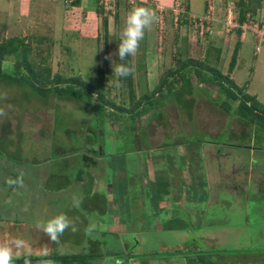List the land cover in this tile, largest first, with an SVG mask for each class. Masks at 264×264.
Masks as SVG:
<instances>
[{
	"label": "rangeland",
	"instance_id": "rangeland-1",
	"mask_svg": "<svg viewBox=\"0 0 264 264\" xmlns=\"http://www.w3.org/2000/svg\"><path fill=\"white\" fill-rule=\"evenodd\" d=\"M237 1L178 0V11L181 12L176 16L171 9L174 1L170 8L165 9L153 0H132L131 5L125 0H117L116 11L112 16L98 11L93 0H79V4L72 7L66 6L64 0H0V44L17 38L30 48L25 61L21 55L22 48L15 53L0 52V68L27 76H30L31 69L39 77L37 84L46 86H54L56 78L60 80V86L70 80L79 82L84 88L100 85L102 104L106 110H112L124 118L139 111L144 101L146 102L143 99L147 95L156 97L154 90L161 86L164 78L170 80V72H175L182 63L190 61L193 62L192 70L195 63L209 65L222 77L233 82L237 88L234 90L237 96L244 92L264 104V37L260 39L252 35L254 24L259 27L264 25V0H259L260 4L254 12L245 14L246 27L243 31L241 28L238 31L235 27L236 23L239 25L240 18ZM136 6L151 9L158 19L145 30L137 54L128 57L130 62L126 65L132 68V74L126 78H117L112 73V68L121 63L115 55L119 33L126 14ZM207 12L211 21L204 25V34L201 36L190 17H200ZM236 46L238 49L234 67L238 71L234 72L229 71L228 67ZM23 65L28 66V69ZM221 90L217 84L194 85V101L189 110V113L192 111L191 119H187V113L175 104L174 95L171 97L173 101L169 98L161 112L158 111V116H161L159 121L156 118L142 117L131 129L130 120H123L119 125H104L101 119L79 110L72 103L56 101L53 98L44 100L28 89L0 84V111L3 112L0 115V146L3 145L0 151V193L11 192L7 202L0 204V223L4 222L3 225L7 226L6 229L5 226H0V243L17 238L18 232L24 229L18 224H25L30 228V234L34 233L35 236L29 235L30 238L24 239L32 247L34 257L45 247L49 249V254H104L110 248V252L114 253L124 250V255L123 252L117 258L104 255L101 261L98 259L91 264H167L163 259L168 257L167 253L162 257L154 253L149 258L142 257L150 254L151 249H157L162 252H192L186 263L182 259L184 255L174 253L170 264H204L203 259L206 257L208 263L205 264H261L262 261L257 255L255 257L258 260L250 261L239 254L245 252V248L248 252L255 253V249H251L252 243L258 246V251L264 253V183H260L264 179V131L253 125H242L220 109L226 97ZM93 101H99L96 94H93ZM99 128L103 130L104 137H101L99 143H95ZM8 136L12 138L11 141L5 140ZM146 136L150 138L144 140ZM182 143L180 152L174 145L182 146ZM207 144H215V147L212 150ZM160 146L169 148L159 152L157 150L151 155L142 154L132 160L130 155L128 158L118 156L111 165L117 169L115 164H122L124 161L127 169L133 167L135 171H139L136 174H140L138 167L142 166L145 180L152 179V182H160L156 175L169 176L172 181L164 182L165 186L161 187L166 200L185 203L190 202L192 196L200 197L203 199L202 201L199 198L201 212L205 214L200 219L190 220L194 216L182 217L180 208L186 210V207L178 204L179 207L176 205L171 215L166 212L157 213L163 230L158 231L159 226L156 224L155 233H149L151 230H148L143 234L149 228L145 220L141 223H133V220H142L150 211L149 208L146 211L143 209L142 202L145 201L143 196L148 199L149 194H152L154 185L149 182L151 185L147 187L141 175L130 176L125 169V179L121 176L119 186L115 187L112 179L109 180V188L104 183L102 173L98 176L97 169L99 165V170L102 167L105 169L109 165L106 160L108 161L110 155L124 148L141 151ZM204 146L205 151H202ZM230 146L234 147L231 149ZM230 152L234 158L239 155V159L233 160L229 156ZM8 154L20 160L7 159ZM82 154L95 158L97 169L94 166L89 168L90 172L85 169ZM180 155L188 159L187 163ZM252 158L255 165H262L251 168L249 161ZM147 159L154 160L165 170L152 166L154 164L151 162L146 164ZM190 162L195 171L194 179L198 178L201 183V192L190 190ZM221 167L225 170L221 174V180L219 181V177L217 181L214 174ZM80 170L84 172L81 176L78 172ZM207 170L214 176L211 183L208 181L209 177L205 178L204 171ZM249 171L253 177L250 180L252 186L248 188L250 191H246L250 197L249 206L240 207L243 209L240 213L236 204L239 202L238 197L234 202L233 184L236 183L241 191L246 179L251 178L245 173ZM13 174L23 177L17 187L11 183ZM107 176L110 174L106 172L105 180ZM79 179L87 182L82 184ZM127 181L129 190L130 186L135 187L134 189L137 187L136 191L141 193L139 196L141 195L143 201L137 197L133 200L129 198V201L126 199L127 206H120L118 196L114 198L113 194L128 192V184L122 186ZM60 186V191H57L56 187ZM165 187L170 188L169 192H166ZM131 193L136 194L128 192L129 195ZM111 194L110 201L107 197L106 205L111 207L112 201H115L114 213L118 217L116 216L114 223L104 213V204L101 203L103 197ZM73 198H80L83 202L70 214L67 211L70 204L68 209L65 208L67 202H72ZM187 209L189 213L199 212L197 207L193 208L195 212ZM62 210L66 211L63 213L69 218L77 221L79 230L73 234L66 231L60 242L53 244L47 236L34 229V224L37 220H47ZM155 213L150 212L153 215ZM110 218H114L112 214ZM120 218L126 219V227L118 222ZM154 219L156 218L150 220ZM98 221L105 223L102 224L104 227H97ZM92 224L96 227L91 237L85 236V228ZM106 224L112 227L105 228ZM188 226L190 228L185 230L188 233L191 230L190 239L177 236L179 227ZM125 231L129 233L125 235ZM101 233H104V240L108 245H104L102 238H98ZM215 251L219 253H214ZM200 253L205 255L201 254L202 259L198 262L197 254ZM240 258L249 259V262L243 259L240 261ZM41 262L43 260H36L33 264ZM44 264L48 262L45 261Z\"/></svg>",
	"mask_w": 264,
	"mask_h": 264
},
{
	"label": "trees",
	"instance_id": "trees-1",
	"mask_svg": "<svg viewBox=\"0 0 264 264\" xmlns=\"http://www.w3.org/2000/svg\"><path fill=\"white\" fill-rule=\"evenodd\" d=\"M78 4H79V0H74L72 6H77ZM259 4H260L259 0H238L237 1V6L240 8L239 10L240 18L238 20L239 25H242L244 23L245 14L249 12H254L256 6H259ZM98 11L102 12L100 9H98ZM238 31L240 30L238 29ZM19 48H22L21 55L23 56L24 61H25L27 57L26 54L29 53L30 48L27 45H23L22 40L13 38L8 43L3 42L0 44L1 54L5 52L15 53L19 51ZM235 49L236 50H234V53L232 54V58H231V61L228 67L229 71H232L235 65L236 51L238 49L237 46ZM16 55H19V54H16ZM120 62L124 64H128L130 62V58L126 57L124 61H120ZM192 64L193 62L191 61L184 62L175 72H170V75H172V78L170 80H167V77H165L164 80L162 81L161 86L160 85L159 87L157 86V88L154 90L156 92V97L151 98L149 96L150 94L147 95V97L143 99V100H146V102L144 101V104L141 106V109L137 111L135 114H132V115L130 114L128 118H124L120 114L114 113L112 110H106V108L102 104L103 98L101 94L102 89L100 85L84 88L82 87V85H80L79 82L75 80H70L64 86H60L61 82H59L60 80L56 78L54 80L56 81V84L54 86H50V85L46 86L43 84H37L39 77L38 75H36L35 71H32L31 69H29L30 76H27L24 73H18V72L13 73L8 70L1 69V68H0V84L3 83L11 87L16 86V87L28 89L32 91L37 97H40L41 99H44V100L48 98H53L56 101L72 103L76 105L77 108H79V110H84V112L89 113L93 115L94 117H98L99 119H101L104 125L109 124V123L111 124L118 123L119 125V122L123 123V120L124 121L130 120L132 124L131 129L135 126V122L141 119L142 117L156 118V120L159 121L161 119V116H158L159 115L158 111L160 110L161 112V109L164 107L163 105L165 104L166 101H168L169 98L173 101L171 97L174 95H175L174 96L175 104H177V106L181 108L184 113L185 112L187 113L186 114L187 119L188 118L191 119L192 111H190L189 113V110L194 101V98L192 95V92H193L192 87L194 85L196 86L197 85H207V86L212 85L213 86L217 84V87H220V89H222L221 93L226 96L224 103L220 106V109H223L226 113L229 114V116L232 117V119H235L236 121H238V123H241L242 125H248V126L253 125L257 129L264 131V104H260L254 98L250 97L244 92L241 93L240 96H237L234 91L237 88H235V85L233 84V82L229 80V78L227 77H222L215 68L209 65L203 64V63H195L196 65L194 69L192 70L191 68ZM23 67H25V69H28V66L26 65H23ZM195 80L197 81L194 83ZM238 92L239 93L241 92L240 89L238 90ZM93 94L97 95V98L99 100L98 102L93 101ZM185 95H187V97ZM89 130L90 128L87 131L88 134L90 132ZM96 135H97L96 140H94V142L99 143L102 140L101 137H104L103 130L99 128L98 133ZM5 140L11 141L12 138L8 136V137H5ZM182 147H183V143H182ZM1 148L3 149V145L2 147L0 146V151L2 150ZM87 153H89L88 150H87ZM9 156H7V159H10L12 161L20 160V158L18 157L14 158V156H10L9 158ZM81 157L85 160L83 164L85 163L87 168H89L91 166L90 160H92L89 158L90 156L88 154H82ZM78 172L80 176L84 174V172L81 170ZM78 178L79 176L77 177L76 180H78ZM19 180H20V177L18 176V174H13V177L11 179L12 185L18 184ZM252 180H253V177H252ZM85 182H86L85 179L84 180L82 179L80 183H85ZM200 185L201 183L200 184L197 183L194 186V183H193L192 188L196 190L198 189L196 192H201L202 191L201 187L199 188ZM251 186H252V181L248 187L251 188ZM199 198L200 197L196 199V201L198 200L197 202H200ZM201 200L203 201V199ZM242 201L243 203L246 202L245 193L242 198ZM249 201L250 199L248 200V202ZM248 202L245 208L246 207L248 208L249 206ZM184 215L185 214H183V216ZM201 217L202 215L199 214L198 219H200ZM179 218H181V216ZM0 224H4V222ZM188 227H185V228L179 227L177 230L184 231ZM151 231L155 232V229L151 228ZM103 239H104V236H103ZM108 244L109 243H106V242L104 243V245H108ZM120 252L121 250H119L118 253L110 252V248H109V250H106L104 254L103 253H90V254L88 253H81V254L79 253H71V254L51 253L47 256H35V257L32 256L31 258L33 261H36V260L50 261L51 264H58L61 262L63 264H91L93 261H96L98 259L101 261L104 255L106 257L108 256H111V257L114 256L116 258L120 257L119 256ZM122 252H121L122 255H124V250H122ZM190 253L192 254V252ZM201 254L197 255L198 262H200L202 259ZM128 257L127 259L129 260ZM131 258L132 257L130 256V259ZM203 262L205 264V262L207 261L203 259Z\"/></svg>",
	"mask_w": 264,
	"mask_h": 264
},
{
	"label": "crops",
	"instance_id": "crops-1",
	"mask_svg": "<svg viewBox=\"0 0 264 264\" xmlns=\"http://www.w3.org/2000/svg\"><path fill=\"white\" fill-rule=\"evenodd\" d=\"M153 1H155L156 2V4H159V6L160 7H162V8H170L171 6H172V2H173V0H153ZM165 8V9H166ZM242 42V41H241ZM235 66V65H234ZM235 68V69H234ZM233 69H232V71H234L235 72V70H237L238 71V68L237 67H234ZM236 84V83H235ZM132 135H133V133H131ZM150 137L148 136H146L145 138H144V140H148ZM132 139H133V137H132ZM134 140V139H133ZM146 143H147V141H146ZM205 145V144H204ZM208 145V147H210L211 149L213 148V147H215V144L214 145H212V144H207ZM100 146V145H99ZM98 146V147H99ZM168 146H170V145H168ZM168 146H160L159 148H153V149H145V150H141V151H135L134 149L133 150H128V149H126V148H124V149H122L120 152H115L114 154H111L110 155V158L108 159V161L106 160V162H108V164L109 165H107L106 166V168L104 169L103 167H102V169L101 170H99V168H100V165H99V167H98V169H97V162H95V158H92L91 156L89 157L90 159H92V160H90L91 161V166L90 167H96V169H97V171H98V176H100L101 175V173H102V176H103V180H104V183H107V185H109L108 187L110 188L111 186H110V184H109V180H111L112 179V181H113V186L115 187L116 185H118L119 186V178L122 176L123 177V179H125L124 178V173H125V171L127 170V172H128V174L131 176L132 174H134V176L136 175L137 177L139 176V175H141L142 176V178L145 180V176H144V174H143V171H142V166L141 167H138V169L140 170V174H136V173H138L139 171H135L134 169H133V167H131L130 169L128 168L127 169V166H126V163L123 161V163L121 164V162H117V164H115L116 166H117V169L114 167L113 168V165H111V162L115 159L116 160V157H118V156H123V158L125 157V158H128V156L130 155V159L132 160V158H135V157H138V156H141L142 154H150L151 155V153L152 154H155V153H153V152H156L157 150H158V152L159 151H161V150H163L164 148H169ZM202 146V145H201ZM174 147L175 148H178L179 149V151L181 152V147L182 146H180V144H178V145H174ZM232 147H234V146H230V148L232 149ZM98 149V148H97ZM106 149V148H105ZM205 149V146L204 147H202V151H205L204 150ZM215 149V148H214ZM117 150V149H116ZM148 150V151H147ZM213 150V149H212ZM95 152H97V150L95 151ZM114 152V151H113ZM118 153V154H117ZM180 154H182V153H180ZM134 155V156H133ZM232 154H231V152H230V154H229V156L231 157V158H234V156H231ZM234 155H235V153H234ZM95 156V155H94ZM182 155H180V157H181ZM237 156H239V155H237ZM236 156V157H237ZM150 156H148V158H149ZM234 158L233 160H238L239 158L237 157V158ZM186 163H187V161H188V159H185L183 156L181 157ZM254 159L252 158V159H250V161H249V166L251 167V168H254V167H256V166H260V165H262V163H260V164H258V165H255V163H254V161H253ZM85 162V161H84ZM115 162V161H114ZM151 162V164L153 163L154 165H152V166H154V167H160L157 163H155L154 162V160H150V159H147V161H145V163L146 164H149ZM232 162V161H231ZM234 162V161H233ZM191 163L192 162H190V190L192 189L194 192H195V190L192 188V185H193V183H194V186L197 184V182H199V180H197V179H194L196 176H195V174H194V170H193V166H191ZM255 165V166H254ZM83 167L85 168V169H87L89 172H90V167L89 168H87V166L85 165V163L83 164ZM146 167V166H145ZM144 167V168H145ZM162 167V166H161ZM160 167V168H161ZM163 168V171L165 170V168L164 167H162ZM126 169V170H125ZM225 169H223L222 167L221 168H219V171L216 173V174H214V176H216V178H217V181H218V178L220 177V179H219V181L221 180V174H222V172L224 171ZM118 171V172H117ZM109 173L110 174V176H107L106 177V180H105V173ZM169 173V172H168ZM204 173H205V178L207 179V177H209V179H208V181L211 183L212 182V178L214 177H212V172L210 171V170H207V171H204ZM246 174L248 173H251L252 174V172L251 171H249V172H245ZM128 175V176H129ZM218 175H220V176H218ZM250 175V174H249ZM222 176H225V175H222ZM251 176V175H250ZM20 177V180L19 181H21V180H23V177H21V176H19ZM156 177V179L158 180V181H160L159 183L158 182H152V181H154V180H152V179H148L147 178V180H145V182H146V184H147V187H148V185H151L149 182H151L153 185H154V187H153V189H151V192H152V194H149V198L147 199V198H145L143 195V198L145 199V201H143V198L141 197V195L139 196V194H141V193H138L136 190H137V187H136V189H134L135 187H131L130 186V190H129V184H128V181H127V183H122V186H124V185H126V184H128V192H136V194H134V193H131L130 195L128 194V192H115V194H113V197L114 198H116L117 196H118V198L117 199H119L118 200V203H121L120 204V206H127L126 204H127V201H126V199H128V201H129V198H130V200H133V198H136L137 197V199L138 200H140L141 202H142V204L144 205V207H143V209L146 211L148 208L150 209V211L149 212H147L146 214H145V216L143 217V219L142 220H138V219H134L133 220V223L135 222V223H141V222H143V220H145V222L147 223V225H148V227L149 228H146L145 229V232H143V234H145L146 232H148V230L150 231L151 230V228L152 229H154V227H155V225L157 224L158 226H159V228H158V231L159 230H163L162 229V226H160L159 225V223H160V219H159V215L157 214V213H162V212H166V213H169L170 215L172 214V213H174V208H175V206L176 205H182L183 204V206L184 207H186V210H184V209H182V208H180V210H181V212H182V217H184V216H186V217H189V215H190V217L191 216H194V217H192V218H190V220H194V219H196V218H198V215L199 214H201L202 216H204V212H201V207H202V204L200 203V202H197L196 201V199L198 198L197 196L194 198V196H192V197H190V202H185L184 203V201H179V200H176V202H173V199H171V200H166V198H165V195L164 194H162V190H161V187H164L165 185H163V184H165L164 182H167V181H172V178H170L169 176H159V175H156L155 176ZM89 178L91 179V177L89 176ZM48 179H49V176H48ZM51 179H52V177L50 178V181H51ZM128 179H131V177H129ZM232 180V179H231ZM250 180H252V176H251V178H247L246 179V181L244 182V184H245V186H241L242 188H241V191H240V189H239V186H236V183H234L233 185L235 186V190H234V192H233V195H234V202H236L237 201V197H238V199H239V202H237L236 204H238V206H239V209H240V207H245V206H247V202H248V200L250 199V197H249V194L248 193H246V191L248 190V188H250V187H247V185H249L250 183H251V181ZM254 180H257V179H254ZM262 181H260V183L261 184H263L264 182V179H261ZM93 181V180H92ZM130 181V180H129ZM233 181V180H232ZM87 182V181H86ZM94 182V181H93ZM19 183V182H18ZM149 183V184H148ZM200 183V182H199ZM83 184V183H82ZM13 186H15V185H13ZM100 186V184L98 183V187ZM166 186H170L169 184H166ZM15 187H17V184H16V186ZM97 187V188H98ZM58 188H61V186L60 187H56V190L57 191H60ZM132 188V189H131ZM170 189V188H169ZM169 189H166V187H165V190H167L166 192H169L168 190ZM237 189V190H236ZM198 190V189H197ZM15 191H16V189H15ZM236 191V192H235ZM238 191H240V192H238ZM173 192H176V191H173ZM9 193H11V192H9ZM9 193H0V196H2L1 198H0V204L1 205H4L7 201L6 200H8V197L10 196V194ZM42 193H48V192H42ZM110 193H114V192H110ZM244 193H245V198H246V202H244L243 203V201H242V198H243V196H244ZM121 194H122V197H121ZM179 195V194H178ZM178 195H176V197L178 196ZM88 196V195H87ZM101 195H95V197H100ZM134 196V197H133ZM107 197L109 198V201H110V198L112 197V194L111 195H106L105 197H103L102 198V200H101V203H103L104 204V208H103V211H104V213H107L108 214V216H109V219L111 220V223L113 222L114 223V221H115V218H116V216H117V214L116 213H114V210H115V204H114V202L115 201H112V205H111V207H109V206H107L108 204V202H107ZM179 198V197H178ZM192 198V199H191ZM100 199V198H99ZM142 199V200H141ZM121 200V201H120ZM249 203V202H248ZM67 206H66V208H65V210L66 209H68V206H69V204H70V209H68L67 211L68 212H70V214H71V212H73V209H75L73 206H72V202H70V203H68L67 202ZM107 204V205H106ZM139 204H141V203H139ZM198 204H201L200 206H198ZM0 205V206H1ZM114 205V206H113ZM179 205H178V207H179ZM194 207H197V210L199 211L197 214L195 213V214H193V213H191V211H190V213L188 212V209L187 208H190V209H192V211L193 212H195L194 210H193V208ZM131 208H132V204H131ZM130 208V209H131ZM65 210H62V212H64ZM243 210V209H242ZM241 209H240V213H241V211H242ZM66 212V211H65ZM150 212H156L155 213V215H153V214H150ZM172 212V213H171ZM243 213V212H242ZM110 214H112V217H114V218H110ZM183 214H185L184 216H183ZM118 217V216H117ZM151 218H156V219H154V220H150ZM121 219V218H120ZM189 219V218H188ZM187 219V220H188ZM126 220V219H125ZM125 220L123 219H121L120 221H118V222H120V223H123L124 224V226H125ZM124 221V222H123ZM117 222V223H118ZM105 224V223H100L99 221H98V224H97V227H104L103 225ZM122 224V225H123ZM0 226H2V227H4L5 225H3V224H0ZM18 226L20 227H24V229L22 230V231H24V232H22L21 230H20V232H18V236H17V238H22L23 240L24 239H28V238H30L29 237V235H33V237H35L34 236V233H32V234H30L31 233V231H30V228H28V225H25V224H18ZM109 226L110 225H108V224H106V227L105 228H109ZM6 227L7 226H5L4 227V229H6ZM110 227H112V226H110ZM126 227V226H125ZM142 227H144V226H142ZM114 228V227H113ZM112 228V229H113ZM130 228V227H129ZM188 228H190V226L188 227ZM35 229V228H34ZM131 229V228H130ZM129 229V230H130ZM224 229H226V227L224 228ZM30 231V232H29ZM155 231H156V229H155ZM177 231V230H176ZM107 232V231H106ZM106 232H104V233H106ZM127 232L129 233V231H125V235H127ZM136 232H139V233H142V232H140V231H136ZM99 233V232H98ZM104 233H101L100 235H99V237L98 238H102V243L104 244L105 243V241H104V239H103V236H104ZM149 233H152V231L151 232H149ZM155 233V232H154ZM153 233V234H154ZM191 233V230H190V232L188 233L186 230H184V231H178V233H177V236H179V237H183V238H189L190 239V234ZM73 234V233H72ZM110 234V233H109ZM97 238V239H98ZM251 238V237H250ZM253 241V240H252ZM190 242V240L188 241V243ZM123 244V243H122ZM125 244V243H124ZM162 244V243H161ZM167 244V243H166ZM122 248H124L123 247V245H122ZM255 249V253H252L251 251L250 252H248L247 251V249L245 248V252H240V256L241 257H247V258H249L250 259V261H256V260H258V259H260L262 262H261V264H264V253L263 252H260V251H258L259 249H258V246H254V243H252L251 244V249ZM147 249H150V248H147ZM249 249V248H248ZM207 251H209V249L207 250ZM238 251V250H237ZM176 252H179L180 254H182V255H184V258H182L183 260H184V262L186 263V259H188V257H189V252H183V251H179V250H177ZM176 252H173L172 250L171 251H169V250H167V251H159V250H157V249H151V252H150V254H144V255H142V257L143 258H149L150 257V255L151 254H155L156 256H158V255H160L161 257L164 255V253H167V254H169L168 255V257H163V259L164 260H166L167 261V264H170L171 263V261H172V259H173V257L172 256H174L175 254L174 253H176ZM214 253H218L217 251H215ZM201 254V253H200ZM198 255V254H197ZM202 255H205V254H202ZM255 255H257V256H259V258L257 259V257H255ZM176 256H177V254H176ZM237 256V255H236ZM241 259H243V260H245V261H247V262H249V259H246V258H240L239 260L241 261ZM204 260L205 261H207L208 262V260H207V257L206 258H204ZM46 260H43V262H45ZM17 262H19V261H17ZM47 262H49V261H47ZM220 262V261H219ZM221 264L223 263V262H220ZM259 264V263H258Z\"/></svg>",
	"mask_w": 264,
	"mask_h": 264
},
{
	"label": "clouds",
	"instance_id": "clouds-1",
	"mask_svg": "<svg viewBox=\"0 0 264 264\" xmlns=\"http://www.w3.org/2000/svg\"><path fill=\"white\" fill-rule=\"evenodd\" d=\"M157 19L158 17L155 12L147 7L136 6L129 10L119 33V43L115 52L119 61H124L126 57L137 54L140 42L144 39L145 30ZM132 71L131 67L123 63H119L112 68V73L117 78H126L132 74ZM116 83L118 86V79ZM0 115H3L2 111H0ZM82 202L80 198H73L72 206L79 208ZM76 225V220L69 218L66 213L61 212L47 220H37L34 227L47 236L49 241L56 244L60 242V238L66 231L76 233L79 230ZM95 227L94 224L87 226L84 230V235L91 237ZM32 255V247L22 238H12L7 242L0 243V264H17V261H22V264H33ZM36 255L47 256L49 255V249L45 247L37 252ZM41 264H44V262H41Z\"/></svg>",
	"mask_w": 264,
	"mask_h": 264
},
{
	"label": "built area",
	"instance_id": "built-area-1",
	"mask_svg": "<svg viewBox=\"0 0 264 264\" xmlns=\"http://www.w3.org/2000/svg\"><path fill=\"white\" fill-rule=\"evenodd\" d=\"M125 1L128 3V5H131V3H132V0H125ZM173 1H174L173 2L174 6H172L171 9H172V11L175 12V15L178 16V15H180L178 13L181 12V10L178 11V5H179V3L177 2L178 0H173ZM73 2H74V0H64V3L68 7H72ZM93 2L97 6V9H100L102 12L109 13V15H112V16L115 14L117 0H93ZM207 15H208V12L206 14L200 16V17L195 16V15H191V17H190L191 21H193L197 25V28H198L197 31L199 32V34H201V36L204 34V32H203L204 31L203 30L204 25H207L209 23V21H211ZM175 21H177V18H175ZM244 23L242 25H238L236 23L235 27L239 28V29L241 28V30H242V29H244V27H246L244 25ZM252 32H253V35H255V38L258 37L261 39V37H264V25L259 27L257 24H254L253 28H252Z\"/></svg>",
	"mask_w": 264,
	"mask_h": 264
}]
</instances>
